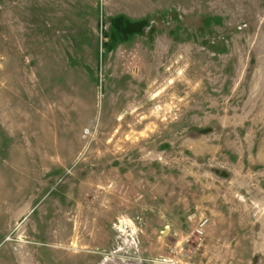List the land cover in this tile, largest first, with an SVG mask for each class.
I'll list each match as a JSON object with an SVG mask.
<instances>
[{"label": "rangeland", "instance_id": "1", "mask_svg": "<svg viewBox=\"0 0 264 264\" xmlns=\"http://www.w3.org/2000/svg\"><path fill=\"white\" fill-rule=\"evenodd\" d=\"M0 264H264V0H0Z\"/></svg>", "mask_w": 264, "mask_h": 264}, {"label": "built area", "instance_id": "2", "mask_svg": "<svg viewBox=\"0 0 264 264\" xmlns=\"http://www.w3.org/2000/svg\"><path fill=\"white\" fill-rule=\"evenodd\" d=\"M201 225H199L200 227H198L197 229H196V232L197 233H199V234H202L203 233V225L205 224V223H200Z\"/></svg>", "mask_w": 264, "mask_h": 264}]
</instances>
